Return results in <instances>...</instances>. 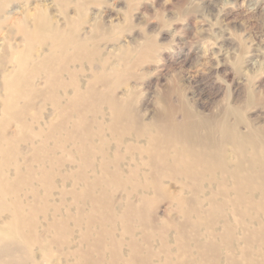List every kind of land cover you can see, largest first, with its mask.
Listing matches in <instances>:
<instances>
[{"label":"bare ground","instance_id":"1","mask_svg":"<svg viewBox=\"0 0 264 264\" xmlns=\"http://www.w3.org/2000/svg\"><path fill=\"white\" fill-rule=\"evenodd\" d=\"M18 1L0 0V264H264V124L171 87L137 108L131 51L94 64L98 36L66 2L63 28L42 5L7 11Z\"/></svg>","mask_w":264,"mask_h":264},{"label":"rangeland","instance_id":"2","mask_svg":"<svg viewBox=\"0 0 264 264\" xmlns=\"http://www.w3.org/2000/svg\"><path fill=\"white\" fill-rule=\"evenodd\" d=\"M58 1H18L7 11L42 5L51 21L65 28ZM62 1L67 19H84L80 37L98 36L94 64L107 58L109 68L114 67L121 64L122 53L131 51L123 92L125 98L136 97L135 107L146 104L151 110L155 93L171 87L187 107L192 104L201 113L215 115L240 103L246 107L240 111L243 117L264 124V0ZM9 36L10 21L0 28V62L8 58L2 44ZM18 43L19 38L13 37L9 44ZM82 69L90 70L86 65ZM36 107L41 109L42 103ZM227 120L234 123L233 117ZM19 148L26 150L23 145ZM37 235L46 250L48 242L57 239L42 232ZM58 257L53 252L49 264H59ZM43 258L39 255L36 261Z\"/></svg>","mask_w":264,"mask_h":264}]
</instances>
